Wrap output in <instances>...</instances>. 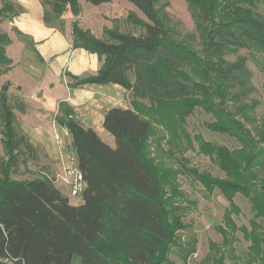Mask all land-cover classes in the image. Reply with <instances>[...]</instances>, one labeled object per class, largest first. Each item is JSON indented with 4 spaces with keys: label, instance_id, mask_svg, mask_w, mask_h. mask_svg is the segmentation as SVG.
I'll return each instance as SVG.
<instances>
[{
    "label": "trees",
    "instance_id": "16d2710c",
    "mask_svg": "<svg viewBox=\"0 0 264 264\" xmlns=\"http://www.w3.org/2000/svg\"><path fill=\"white\" fill-rule=\"evenodd\" d=\"M127 1L146 19L129 15L143 29L139 36L108 29L99 39L72 24L70 45L96 55L100 67L95 76L68 74L67 87L118 85L181 121L196 107L211 112L215 121L208 129L235 140L238 147L202 144L225 178L200 175L198 179L206 188L218 189L230 204L236 195L249 200L254 216L243 233L250 242L248 258L264 262V118L252 133L227 106L222 108L226 102L238 104L250 91L244 59L227 63L224 57L239 49L264 54V20L247 7L264 0H187L207 59L202 68L196 65L200 58L166 27L157 0ZM84 2L98 7L112 0ZM0 3V25L25 12L18 3ZM41 6L43 23L53 29L67 11L73 16L80 12L79 0H41ZM14 31L32 44L29 36ZM11 43L7 34L0 33L2 72L11 63L6 56ZM185 71L198 73L207 85L189 87L180 81ZM17 108L24 112L23 104ZM104 114L102 128L113 137L115 148L82 126L69 105H58L56 122L68 131L84 186L82 203L71 205L50 179H11L19 156L35 158V153L16 129L7 85L2 86L0 132L7 161L0 168V264H167L176 245L175 232L183 225L168 208L158 169L147 155L151 127L133 108L112 107ZM222 262L221 258L217 264Z\"/></svg>",
    "mask_w": 264,
    "mask_h": 264
},
{
    "label": "rangeland",
    "instance_id": "374dc122",
    "mask_svg": "<svg viewBox=\"0 0 264 264\" xmlns=\"http://www.w3.org/2000/svg\"><path fill=\"white\" fill-rule=\"evenodd\" d=\"M9 1L17 3L16 0ZM79 7L80 12L77 16L67 11L55 28L63 34L68 32L71 40V29L74 23L80 30L87 31L99 39L105 38L104 33L108 29L135 36L143 33L141 26L128 18L130 14H134L138 20L146 22V19L127 0H112L111 3L98 7L79 0ZM247 7L256 17L264 20V1L255 3L253 6L247 5ZM156 9L160 15H165L166 27L171 31L172 36L200 58V63L196 65L202 68L207 59L193 26L194 21L188 1L157 0ZM9 23L4 21L0 25V33L7 34L12 42L10 47L6 48V56L11 63L6 72H2L3 69L0 68V92L2 86L6 84L8 104L14 108L16 129L29 140L28 135L21 129L23 118H25L24 112L21 113L17 106L18 103L23 104L24 111L28 107L26 102L31 101L28 95L33 92L35 94V90L29 88L31 90L28 92L26 87H32L33 81L40 75L38 73L41 66L35 55L33 44L29 39L17 35L14 27ZM241 58L244 59V66L249 73L250 91L242 96L238 104L226 102L222 108L225 110L227 106V110L233 113L234 118L244 123L253 133L264 118V54L239 49L236 53L225 56L224 60L227 63H235ZM212 60L218 63L217 59ZM183 73L180 81L189 87L195 83L207 85L200 79L198 73L193 71ZM125 99L126 104L140 113L151 127L147 140V155L158 169L159 178L163 183V197L168 199V208L174 209L173 215L183 225V228L175 232L176 245L172 246L167 255V264H217L221 258L223 264H264L256 257L254 260L248 258L250 242L243 233L244 229L247 231L250 229L249 221L254 216L249 200L236 195L230 204L218 189H208L198 179L200 175L211 179L225 178L212 155L202 150V144L212 143L232 150L238 147L237 142L226 135L210 131L208 126L215 121L214 116L200 107H196L191 115L184 116L181 121L174 114L156 111L154 105L152 106L147 100L136 99L130 91L126 92ZM214 102L220 103L219 100ZM62 130L65 129L62 128ZM1 137L0 132V168L7 161L1 145ZM69 139V134L68 136L55 135L53 138L55 146L66 154L65 167L48 170L42 158L44 153L42 145L35 141V146L32 145L35 158L31 154L19 156L20 162L17 168L11 171V179L29 181L47 178L55 184L58 181L57 178H60L59 182L66 186L69 199L74 202L81 201L78 195L71 196V188L64 181H71L66 169L74 168L76 164L70 150L71 144L67 143ZM1 178L2 175H0Z\"/></svg>",
    "mask_w": 264,
    "mask_h": 264
},
{
    "label": "crops",
    "instance_id": "0c3cea01",
    "mask_svg": "<svg viewBox=\"0 0 264 264\" xmlns=\"http://www.w3.org/2000/svg\"><path fill=\"white\" fill-rule=\"evenodd\" d=\"M16 2L23 6L25 12L9 24L30 37L41 66L38 73L40 75L33 81L32 87H26L28 92L31 89L35 90V94L33 92L28 95L31 101L26 102L29 108H25L23 113L25 118L21 125L31 145H34L35 141L42 145L44 150L42 158L48 170L67 165L66 154L53 143L55 135L64 134L62 127L56 122L58 105L64 102L73 109L76 119L82 126L93 129L104 143L110 148H115L113 137L102 128L104 113L112 107L131 108L126 104L127 91L113 84L83 85L75 89L67 87L68 74L79 78L96 75L100 67L97 56L81 48L73 49L68 32L63 34L45 26L41 0H16ZM27 82L29 83V80ZM30 83L32 84V81ZM70 141L67 140V143L70 144ZM70 150L73 153L72 147ZM59 179L57 178L58 181L53 183L55 187H58L68 198L71 205L81 204L82 200L74 202L69 199L66 186L59 182Z\"/></svg>",
    "mask_w": 264,
    "mask_h": 264
},
{
    "label": "built area",
    "instance_id": "2783aa9c",
    "mask_svg": "<svg viewBox=\"0 0 264 264\" xmlns=\"http://www.w3.org/2000/svg\"><path fill=\"white\" fill-rule=\"evenodd\" d=\"M65 129V128H64ZM64 135L68 136V131L63 130ZM75 161V160H74ZM76 163V162H75ZM67 175L71 181H65V183L71 188V196H81L84 189L81 173L77 170L76 164L74 168L66 169Z\"/></svg>",
    "mask_w": 264,
    "mask_h": 264
}]
</instances>
